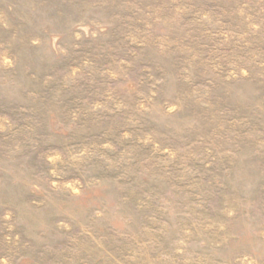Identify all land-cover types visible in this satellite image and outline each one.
<instances>
[{"label":"rangeland","instance_id":"rangeland-1","mask_svg":"<svg viewBox=\"0 0 264 264\" xmlns=\"http://www.w3.org/2000/svg\"><path fill=\"white\" fill-rule=\"evenodd\" d=\"M0 264H264V0H0Z\"/></svg>","mask_w":264,"mask_h":264}]
</instances>
